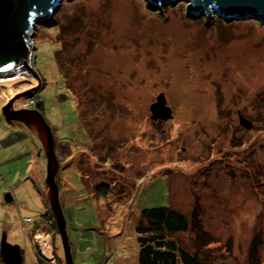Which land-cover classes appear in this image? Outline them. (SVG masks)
<instances>
[{"label": "rangeland", "instance_id": "obj_1", "mask_svg": "<svg viewBox=\"0 0 264 264\" xmlns=\"http://www.w3.org/2000/svg\"><path fill=\"white\" fill-rule=\"evenodd\" d=\"M187 3L60 0L51 22L37 21L39 78L0 85V244L5 234L19 246L22 264H41L33 240L43 245L47 233L66 264L50 220L33 231L49 199L39 132L3 118L31 100L57 142L73 264H138L141 213L162 206L187 215L189 231L172 238L203 264H264V24L247 15L222 23L214 9L205 22ZM161 94L172 118L155 121Z\"/></svg>", "mask_w": 264, "mask_h": 264}, {"label": "water", "instance_id": "obj_2", "mask_svg": "<svg viewBox=\"0 0 264 264\" xmlns=\"http://www.w3.org/2000/svg\"><path fill=\"white\" fill-rule=\"evenodd\" d=\"M60 0H0V82L17 81L19 79L36 77L32 63L34 41L33 34L37 21L51 22L52 13ZM169 0H148V5L159 6ZM221 13L224 18L231 15L254 16L264 24V0H188L186 13L200 12L205 14V22L209 17ZM207 17V19H206ZM151 118L167 120L172 118V109L167 105L165 94L157 98L150 107ZM3 117L7 122L13 120L27 121L33 124L39 132L38 139L45 149L47 159L46 185L49 190L51 205L59 235L62 238L66 264H73L66 233V221L59 198V190L55 180V145L52 129L38 110L10 111L6 107ZM240 124L247 129L252 123L240 116ZM12 198H9V202ZM0 254L4 264H21L23 256L19 246L6 242L5 234L0 244Z\"/></svg>", "mask_w": 264, "mask_h": 264}, {"label": "trees", "instance_id": "obj_3", "mask_svg": "<svg viewBox=\"0 0 264 264\" xmlns=\"http://www.w3.org/2000/svg\"><path fill=\"white\" fill-rule=\"evenodd\" d=\"M216 16L220 19L219 14ZM221 22H227L226 18ZM34 105L42 108L41 103L35 102ZM95 191L107 195L110 188L108 185L99 184ZM8 197L11 198L12 195L8 193ZM48 209L42 217L50 220L51 227L56 231L57 225L50 205ZM141 216L142 219L136 226L139 264H203L197 253L186 250L172 238V235L189 231L190 221L187 215L171 207L162 206L144 209ZM40 256L41 254L38 257L39 262Z\"/></svg>", "mask_w": 264, "mask_h": 264}, {"label": "built area", "instance_id": "obj_4", "mask_svg": "<svg viewBox=\"0 0 264 264\" xmlns=\"http://www.w3.org/2000/svg\"><path fill=\"white\" fill-rule=\"evenodd\" d=\"M35 102L33 100H31V102L29 103L30 107L32 108L34 106ZM30 219H27V221H29ZM39 233V232H38ZM47 238L44 239L43 241V245H37L36 243V253L41 254L42 257H45L48 261V264H56V258H55V253L52 247V237L47 234L46 235ZM47 249V251H46ZM40 256V257H41Z\"/></svg>", "mask_w": 264, "mask_h": 264}, {"label": "crops", "instance_id": "obj_5", "mask_svg": "<svg viewBox=\"0 0 264 264\" xmlns=\"http://www.w3.org/2000/svg\"><path fill=\"white\" fill-rule=\"evenodd\" d=\"M9 192H10V194L12 195V190H10L9 189ZM43 192V191H42ZM97 193V192H96ZM46 194H48V193H44V195H45V198H46ZM43 195V194H42ZM103 195H101V196H98V197H95V194H93V197L94 198H99V197H102ZM12 198V197H11ZM13 201V200H12ZM46 201H47V203L50 205V203H49V199H48V197H47V199H46ZM46 201H44L43 199H41V202H42V206H43V208H42V212H41V218L39 219H37L36 221H35V223H34V226H33V228H34V230L35 231H38L39 230V227L41 226V222L40 221H42L43 220V218H45V217H42L43 215H44V213L46 212ZM78 201V200H77ZM69 202H70V200H69ZM48 205V206H49ZM53 212V211H52ZM42 219V220H41ZM52 228V227H51ZM44 233V232H43ZM45 234V233H44ZM48 234V233H47ZM50 235V234H49ZM51 236V235H50ZM52 238H54V236L52 235L51 236ZM57 237V236H56ZM53 240V239H52ZM52 243V246H53V242H51ZM53 250H54V247H53ZM59 255V254H58ZM59 257H60V259H61V256L59 255ZM40 259H41V264H48V261H47V259H45L44 257H40ZM36 262H37V259H36ZM106 262H107V260H106ZM105 262V263H106ZM35 263V262H34ZM38 263V262H37ZM139 264V263H138Z\"/></svg>", "mask_w": 264, "mask_h": 264}, {"label": "flooded vegetation", "instance_id": "obj_6", "mask_svg": "<svg viewBox=\"0 0 264 264\" xmlns=\"http://www.w3.org/2000/svg\"><path fill=\"white\" fill-rule=\"evenodd\" d=\"M36 109H38V107H36V108H34V109H32V110H36ZM238 115H239V119H240V116H243L242 114H241V111H239L238 112ZM244 117V116H243ZM4 118V117H3ZM246 119H248V118H246ZM249 120V119H248ZM251 123H252V127L251 128H249V129H247V127H244V126H242L241 124V126L244 128V130H246V131H252L253 130V128H254V123L251 121V120H249ZM52 134H53V132H52ZM54 145H55V154H56V163H55V171H56V173H57V170H58V168L60 167V165H61V161L58 159V157H57V153L59 152L58 150H57V142L55 141V139H54ZM99 185V184H98ZM98 185H96L95 186V189H96V187L98 186ZM52 211V210H51ZM53 213V212H52ZM53 216H54V214H53ZM54 219H55V217H54ZM56 221V220H55ZM56 225H57V223H56ZM57 230H58V226H57Z\"/></svg>", "mask_w": 264, "mask_h": 264}, {"label": "clouds", "instance_id": "obj_7", "mask_svg": "<svg viewBox=\"0 0 264 264\" xmlns=\"http://www.w3.org/2000/svg\"><path fill=\"white\" fill-rule=\"evenodd\" d=\"M34 102H35V101H34ZM34 107H35V105H34L31 109H27V110H32ZM36 137H37V136H36ZM40 143H41V142H40ZM44 154H45V152H44ZM27 219H31V218H27ZM27 219H26V220H27ZM33 231H35V230H33ZM36 246H37V245L35 244V241L33 240V247H34V251H35L34 254H35V256H36L37 262L39 263V261H38V257H39V256H38V253H36V250H35V249H36ZM52 247H53V246H52ZM21 253H23L22 250H21ZM54 253H55V252H54ZM22 256H23V254H22ZM55 258H56V257H55ZM23 260H24V256H23ZM22 263H23V262H22ZM22 263H21V264H22Z\"/></svg>", "mask_w": 264, "mask_h": 264}, {"label": "bare ground", "instance_id": "obj_8", "mask_svg": "<svg viewBox=\"0 0 264 264\" xmlns=\"http://www.w3.org/2000/svg\"><path fill=\"white\" fill-rule=\"evenodd\" d=\"M20 81H23V80H20ZM35 81V80H34ZM15 82V81H10V82H0V85H4V86H10L12 85V83ZM42 114V113H41ZM43 115V114H42ZM44 118V116H43ZM45 119V118H44ZM53 138H54V134H53ZM55 139V138H54ZM105 185V184H104ZM47 193L49 194V190L47 191ZM70 200V198L68 199Z\"/></svg>", "mask_w": 264, "mask_h": 264}]
</instances>
